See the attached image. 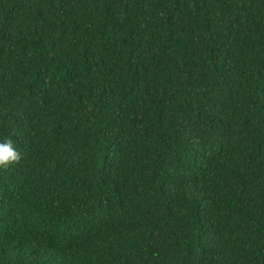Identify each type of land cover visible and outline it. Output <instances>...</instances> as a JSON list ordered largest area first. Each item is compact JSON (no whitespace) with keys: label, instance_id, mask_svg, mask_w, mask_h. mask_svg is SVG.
<instances>
[{"label":"trees","instance_id":"obj_1","mask_svg":"<svg viewBox=\"0 0 264 264\" xmlns=\"http://www.w3.org/2000/svg\"><path fill=\"white\" fill-rule=\"evenodd\" d=\"M0 264H264V0H0Z\"/></svg>","mask_w":264,"mask_h":264},{"label":"clouds","instance_id":"obj_2","mask_svg":"<svg viewBox=\"0 0 264 264\" xmlns=\"http://www.w3.org/2000/svg\"><path fill=\"white\" fill-rule=\"evenodd\" d=\"M20 159L21 154L10 139L0 142V170L8 169L11 164Z\"/></svg>","mask_w":264,"mask_h":264}]
</instances>
